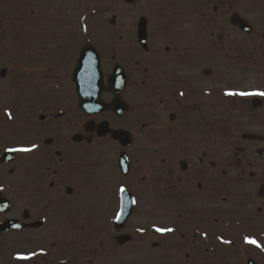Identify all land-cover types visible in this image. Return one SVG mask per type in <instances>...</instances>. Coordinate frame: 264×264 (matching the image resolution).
Masks as SVG:
<instances>
[{"label":"flooded vegetation","instance_id":"af4514ba","mask_svg":"<svg viewBox=\"0 0 264 264\" xmlns=\"http://www.w3.org/2000/svg\"><path fill=\"white\" fill-rule=\"evenodd\" d=\"M4 2L32 11L44 31L56 12L86 7ZM139 8L144 45L132 29L95 46L103 108L90 112L55 72L63 62L67 75L87 42L60 37L65 57L56 60L53 36L18 38V54L29 44L37 68L17 75L14 131L3 130L0 107V134L18 135L0 142V194L10 203L0 225L16 224L0 239L29 237L39 250V236L53 249L64 236L63 264H264V96L226 94L264 92V0H144ZM115 66L123 86L107 84ZM8 151L14 158L2 162ZM88 198L94 208L80 206ZM122 203L131 204L126 216Z\"/></svg>","mask_w":264,"mask_h":264},{"label":"rangeland","instance_id":"374dc122","mask_svg":"<svg viewBox=\"0 0 264 264\" xmlns=\"http://www.w3.org/2000/svg\"><path fill=\"white\" fill-rule=\"evenodd\" d=\"M93 3L95 2V0H92ZM103 1V6H102V13L100 14L101 17L99 23H104V25L107 27L106 24V20L108 18L111 17V15L116 14L119 11V7H121L123 0H102ZM140 1V0H139ZM140 3L137 4V6ZM136 8V4L132 7L126 8V10H124V12L122 13V17L123 19L121 20L120 23L123 24L122 28H123V32L125 36H129L130 32L132 31V22L134 19H136V12L135 9ZM121 15V14H120ZM2 18V4H1V0H0V19ZM98 23V19L95 18L94 20H91L90 22H88V30H92L95 28H98L101 31V28L97 25ZM8 24V29H9V34H13L11 33L12 31L16 30L15 24ZM29 26L25 25V32L27 31V36L29 40H35L36 39V32L34 29V23H28ZM131 24V25H130ZM47 26H50L51 29H56V34H58V29L62 30L63 26L59 23H46ZM49 27V28H50ZM13 28V29H11ZM74 36L77 38V41L79 42L81 39V32H80V28L79 31H77V28L72 26L71 30H70ZM60 33L62 35H67L68 34V30L66 32L64 31H60ZM20 34V32L18 33V35ZM95 34V32H94ZM105 34V33H104ZM73 45V44H72ZM74 46V45H73ZM106 60H110L111 59V55L107 54L105 56ZM12 59V61L10 60ZM15 61L18 63V55L14 54L11 56H7L3 58V52H1L0 50V69H2L3 67H9L12 70V74H16V71L14 69H16L17 67L15 66ZM0 84H2V82H0ZM2 96V97H1ZM0 97V104L3 103V95H1ZM11 100V99H10ZM2 134H0V142H2L3 140H5L8 144L11 143H16L18 141V135L17 133H10V134H6L4 135L3 132H1ZM80 206L83 207H89V208H94L95 204L93 205L90 202V199L88 198L87 200L85 199L84 201L79 202ZM42 239H38V243L42 244L45 243L44 246H38V248L35 249L32 246V241L30 243H28L27 241H30L29 237H19L18 239H15L13 237H7L5 238V240L3 241V239H0V242H2L3 244L0 243V264H63L62 262H59V259H61L63 261V256H64V252L62 250L65 249L64 247V236L60 237L61 241H59L58 236L55 237V243H59L61 244L60 246L58 245L56 248H50V241L45 242V237L44 236H39ZM33 238V237H32ZM46 247V248H45ZM34 248V249H32ZM23 250V251H22ZM38 250V251H36ZM66 252V251H65ZM30 256L31 259H18V256ZM25 260V261H22ZM26 260H28L26 262Z\"/></svg>","mask_w":264,"mask_h":264},{"label":"water","instance_id":"95a60500","mask_svg":"<svg viewBox=\"0 0 264 264\" xmlns=\"http://www.w3.org/2000/svg\"><path fill=\"white\" fill-rule=\"evenodd\" d=\"M88 56L89 55L84 54L83 59L79 62L80 64L75 72L74 78L76 82L81 85L83 92L88 91L90 93H93V91L97 89L100 83V73L98 70V66L95 63L96 60L95 62L90 63ZM80 98H82L81 100H83V102L87 100L84 95L80 96ZM14 226H15L14 222H7L3 226H1L0 231L3 233V230L4 231L10 230L14 228Z\"/></svg>","mask_w":264,"mask_h":264},{"label":"snow or ice","instance_id":"6c2138e0","mask_svg":"<svg viewBox=\"0 0 264 264\" xmlns=\"http://www.w3.org/2000/svg\"><path fill=\"white\" fill-rule=\"evenodd\" d=\"M227 95H240V96H264V92H239V93H235V92H229L226 93ZM32 148H14V149H10V151H15V152H30L32 151ZM157 232H170L173 231V229H161V228H157L156 229ZM246 242L249 244H255L257 247H260V245L255 241V240H251V239H247L246 238ZM18 259H31L30 256H18Z\"/></svg>","mask_w":264,"mask_h":264}]
</instances>
